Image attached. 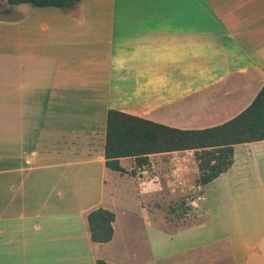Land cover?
I'll list each match as a JSON object with an SVG mask.
<instances>
[{
	"label": "crops",
	"instance_id": "0c3cea01",
	"mask_svg": "<svg viewBox=\"0 0 264 264\" xmlns=\"http://www.w3.org/2000/svg\"><path fill=\"white\" fill-rule=\"evenodd\" d=\"M263 86L264 0L0 10V264H264V140L234 146L232 166L198 186L200 220L186 226L156 202L181 196L199 151L143 167L122 158L124 173L105 156L110 110L204 130ZM97 208L116 216L105 244L91 239Z\"/></svg>",
	"mask_w": 264,
	"mask_h": 264
},
{
	"label": "trees",
	"instance_id": "16d2710c",
	"mask_svg": "<svg viewBox=\"0 0 264 264\" xmlns=\"http://www.w3.org/2000/svg\"><path fill=\"white\" fill-rule=\"evenodd\" d=\"M10 6L30 4L34 7L69 9L81 0H3ZM264 140V86L252 104L232 120L204 130H181L110 110L107 116L106 165L126 172L122 158L134 157L138 167L149 164V155L196 150L201 185L226 172L233 164L234 146ZM115 213L97 208L88 215L91 239L110 242L115 233ZM97 264H110L98 260Z\"/></svg>",
	"mask_w": 264,
	"mask_h": 264
},
{
	"label": "rangeland",
	"instance_id": "374dc122",
	"mask_svg": "<svg viewBox=\"0 0 264 264\" xmlns=\"http://www.w3.org/2000/svg\"><path fill=\"white\" fill-rule=\"evenodd\" d=\"M7 7H9V5L5 1L0 0L1 13L5 12V8ZM191 170L187 173L186 175L187 177H185V182L179 189L181 196L174 198V200L171 202L168 201L156 202V206L161 208L162 211H165L166 216H168L170 219L174 221L175 224L174 226L191 225L198 222V220H200V218H196L197 212L194 210L193 206L189 205V202L191 201V199L195 198L199 193L198 186H201L200 180L202 174L198 168L192 171ZM151 171L154 174L156 173L154 169H152ZM171 172H172L171 169L168 168L169 175H171ZM136 174L137 172L135 171V173L132 175H136ZM161 179H162V183L165 185V192H168L167 194L171 193L170 189L167 187L168 185L167 177L161 175ZM221 250L223 251V247H221ZM181 262H185V260H181V261L174 260L172 264H180Z\"/></svg>",
	"mask_w": 264,
	"mask_h": 264
}]
</instances>
